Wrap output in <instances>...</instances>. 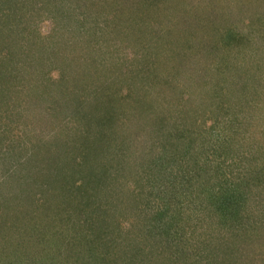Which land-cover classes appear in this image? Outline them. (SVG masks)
Masks as SVG:
<instances>
[{
    "label": "trees",
    "instance_id": "1",
    "mask_svg": "<svg viewBox=\"0 0 264 264\" xmlns=\"http://www.w3.org/2000/svg\"><path fill=\"white\" fill-rule=\"evenodd\" d=\"M171 1L0 0V147L44 178L1 172L0 240L9 235L10 244L0 243V264H253L248 245H238L254 234L264 241V126L250 130V117L242 129L249 94L264 89L261 15L252 19L253 0H240L245 28L228 24L211 41L205 32L200 48V17L187 16L179 38L165 32L177 22ZM160 2L168 21L151 9L160 10L146 33L151 66L117 81L104 68L113 58L108 36L126 43L144 33ZM109 8L100 31L99 12ZM43 17L71 36L61 47L78 60L74 81L64 71L43 79L57 49L46 54L47 43L27 34ZM226 38L231 52L219 55ZM15 85L40 91L22 96ZM223 234L228 243L218 248Z\"/></svg>",
    "mask_w": 264,
    "mask_h": 264
},
{
    "label": "rangeland",
    "instance_id": "2",
    "mask_svg": "<svg viewBox=\"0 0 264 264\" xmlns=\"http://www.w3.org/2000/svg\"><path fill=\"white\" fill-rule=\"evenodd\" d=\"M181 1L183 2V0H181ZM197 1H199L198 4H197ZM200 1L201 0H196L195 2L193 1V4H192V2H190V1L188 2V0H186L182 4V6H180L181 5L179 3L180 0H172L171 2L176 3L175 9L173 10V12L176 14L175 19L177 20V22L173 19L174 21H172L171 25H168L167 27H165V32L167 30H169L168 33L171 36H174V38H179L180 32H183L185 29H187V26H185V24L183 23V22H185L186 17L187 16L191 17L192 23H196L194 18H192L193 16H196V18L200 17L204 26L202 27L199 24H197L196 26L199 27V30L196 29L197 32H195L193 30V33H194L193 36H199V40H196L195 42L197 44H200V48H201L202 45H204L206 43V41L203 39V35L206 34L205 32L209 33V37L207 39L211 41L212 39L218 40V38L220 37V33H222V34L225 33L223 28H225L228 24L232 28L239 27V26H241V28H245L244 27L245 25H244L243 21L241 20L242 15L245 12L243 11V8L241 7V5H235L240 0H204V2L201 1V3H200ZM154 5L155 6H152L150 8V10L147 11L148 17H146V18L148 20H144V22L147 21L146 25L142 22L143 23L142 29L144 30V33L140 32V34H139L136 30V35L131 40L125 41L126 43H121V41L119 39L117 40L115 38V36H108V38H109L108 42L111 43V45L113 46V49H114L113 53H112L113 54L112 57L114 58V60H111L113 58L106 59V61L103 62L104 68L107 70V72L109 74L113 72L114 78H116L117 81H119V82H121L123 80L126 81L127 80L126 77L128 74L131 75L134 73V75H135L137 72H139L140 69H144V70L148 69L152 64L151 60L145 59L148 56L150 57V54H149V51H147L148 50L147 48H149V46L151 45V42H149L150 38L148 37V35H146V33H147L148 29H151V27H153L151 25L150 19L154 18L157 15V11H160V10H151V9H153V8L154 9L155 8H158V9L162 8V10L164 9V13H161V15H159V16H161L160 19L162 20V22L167 23V21H168V20L163 19L164 17L168 16V11H167L166 5H164L163 2H160L158 5L157 4H154ZM94 9H96V8H94ZM110 10H111V8L106 9V10H102V12H99V30L100 31H103V25L105 24V20H107L108 17L111 16V14L109 13ZM138 10H140V9H138ZM141 11L145 12L146 10L142 9ZM92 12H95V11H92ZM178 12H180V14H178ZM247 12L250 15V17L254 20L259 19V18H256L254 14L258 13L261 15V19L257 22V24H260V26H262V29L264 30V0H253L251 7L248 9ZM169 14H170V16H173L172 15L173 13L170 12ZM43 15H48V14H47V12H45ZM226 19H227V21L225 22L224 20H226ZM113 20H117L118 22L119 21L122 22V20L117 19V17L113 18ZM161 20H158V22ZM134 21L140 22V21H138V19L131 20V22H134ZM192 23L189 22V24H192ZM55 26H57L55 21H53L52 19L43 17L41 19V21H39L37 24H34V25L32 24V26L30 27L31 28L30 31L28 30L27 34L30 38L29 40L32 43H33V41H45L47 43L46 54L50 53L52 55L53 51H55L57 49V52L55 53V55H58V58L56 59L57 62H53V64L52 63H46L45 64L46 68H45V71L43 72V73H45V77L43 78V79H45V81H59L60 76L64 72H66V76H65L66 78L64 77L65 79L70 80V81H74V79H76L79 75V74L75 73L76 72L75 65H77V67H78V60L75 57V55H73V54H71L72 56H68V54H67V52H65L64 48L61 47L62 44H70L72 42V40H70L71 36H69L66 31H57V27H55ZM175 26L177 29H179V32L177 31L178 33L176 35L174 33L176 31ZM257 27L259 28L258 25H257ZM172 30H175V31L173 32ZM219 31H220V33H219ZM74 35L76 36V34H74ZM67 38H69V39H67ZM182 41H184V39ZM227 42H231V39L226 38V39L221 40V44H222L223 49L222 50L220 49L219 55H223L224 52L225 53L231 52L229 49L230 46L228 45ZM226 49H228V50H226ZM175 50L176 49L170 50L169 53L174 54L175 52H173V51H175ZM24 51H27V49ZM32 54L34 57H38L37 58L38 61H40V62L43 61L41 53H38L37 51L32 50ZM196 56H198V54H194V57H196ZM226 57H228V56H226ZM166 59H167V57H166ZM170 59H173V58H170ZM262 59H263V61H259V63L260 64L263 63V65H264V53H263ZM248 60L249 61L246 60L244 62H242V61L235 62V65H243V66L248 65L249 63L252 62V60L250 58H248ZM167 62L168 61H166L167 66H169V68L174 70V73H175L176 69H174V66L172 67V65L168 64ZM231 63L232 62H230L228 64H231ZM159 64H160V61H159ZM159 64H158V66H159ZM115 65H117V66H115ZM176 71H178V70H176ZM38 73H39V71H38ZM158 75L161 76V73H159ZM35 79L38 81L37 78H35ZM110 79L112 80L113 78L111 77ZM200 86H202V83H200ZM39 87L37 86L36 89L31 90V91L25 90V89L23 90L18 85H15L14 88L17 91H18V89H21L23 92H21V91H18V92H20L22 96L32 97L35 92L40 91ZM249 96H251L252 102L250 103V106H246L247 112H248L247 113L248 118H246V121L245 120L242 121V129L248 127V125H249L248 121H249V118L251 117L253 119V121L250 123V125H252V127L249 129L253 130L255 128L258 129V127L264 126V101H261V100H264V89L261 88V86H259L258 88L255 89V92H252V94H249ZM259 100L262 102V104L260 102L259 103L257 102ZM94 105H95L94 107H96L97 111L93 110L92 114L98 112V115H99V102L94 101ZM171 106H172V104H171ZM173 106H174V104H173ZM172 108L174 109L175 106ZM123 110L124 109H122V111ZM175 111H176V108L174 109V112ZM138 117H140V116H138ZM52 119H53V117H49V118L45 117V123L50 125ZM247 122H248V125H246ZM255 124L256 125L258 124V126L255 127L254 126ZM216 134L218 135L217 131L213 133V135H216ZM1 136L3 137V135H1ZM5 143L7 144V142H5ZM3 146H4V144H3ZM12 151L13 150L6 149L5 146L0 147V174H2L1 172L3 170H6L7 172H5L4 174H6V176L8 174H10L17 181H19V178L21 179V181H23V178L28 177V176H30L29 180H35L36 181V179H39V180L44 179L42 175L38 176L36 167L33 166V164L30 161L22 163V166H21V161L20 162L17 161L16 158L14 157V155H13V157L10 156ZM14 154H16V151H14ZM79 162H81V160H79ZM77 163H78V161H77ZM2 176H3V174H2ZM2 176H1L2 179L0 180V183L6 178V176L5 177H2ZM35 181L29 182L25 189H28L30 187V185L32 183H34ZM22 184H23V182H22ZM23 222H24V226H25L27 223L25 218H24ZM215 231L212 233V235L215 233ZM252 236H251L252 239H248L246 242L241 243L238 246L240 249H243V247L248 245L247 248L245 249V251L248 254L247 257L253 258V264H259V261H261V260L264 261V241H261L259 239V237L255 236V234ZM9 237L10 236L8 235L6 239L3 237L4 239L2 238V240H0V243L5 244V246H4L5 248H6V246H8V244H10L9 243V241H10ZM216 238H218L217 234L215 235V239ZM228 239H229V237H227L226 234H223V237L220 238L217 241V243H215V241H214L215 244H213V245H217L218 248H220L219 245H222V243H226V242L228 243ZM28 240L30 241V237ZM233 241H231V242H233ZM238 241L239 240H236L235 242H237V244H239L240 242L238 243ZM34 242L35 241L31 242L32 246H34V244H33ZM0 249H1V246H0ZM159 250H162V247ZM261 255H263L262 259H261ZM84 258H85V255H84ZM248 258H246V260ZM163 260H167V258H162V261ZM256 260H258V262H256ZM9 263L10 262H8V261H3L2 264H9ZM161 263H164V262H161ZM168 264H172V263H168Z\"/></svg>",
    "mask_w": 264,
    "mask_h": 264
}]
</instances>
